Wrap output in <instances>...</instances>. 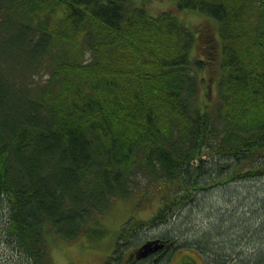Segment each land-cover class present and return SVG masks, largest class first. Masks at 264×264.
<instances>
[{"label":"trees","instance_id":"1","mask_svg":"<svg viewBox=\"0 0 264 264\" xmlns=\"http://www.w3.org/2000/svg\"><path fill=\"white\" fill-rule=\"evenodd\" d=\"M175 1L218 22L215 108L197 104L203 63L177 16L133 0H0V220L29 260L46 255L45 227L106 235L98 216L140 177L172 189L153 222L211 180L264 179V0Z\"/></svg>","mask_w":264,"mask_h":264},{"label":"rangeland","instance_id":"2","mask_svg":"<svg viewBox=\"0 0 264 264\" xmlns=\"http://www.w3.org/2000/svg\"><path fill=\"white\" fill-rule=\"evenodd\" d=\"M133 1L144 5L153 16L163 12L177 16L193 33L190 55L203 63L202 68H195L199 82L196 101L215 108L223 75V41L217 20L196 10H181L175 0ZM240 55L245 63L253 60L248 52ZM207 154L208 160L212 159L214 153ZM225 178L226 175L215 183V179L211 180L207 187L197 190L192 202L181 204L165 221L153 222L151 218L172 189L151 186L148 178L140 177L137 189L129 197H117L109 210L98 216L108 230L106 235L91 240L82 234L66 240L54 227H45L46 255L38 261L29 260L18 245L7 241L1 219L0 264H7V258L12 264H264V179ZM5 205L3 200L1 210ZM7 212L8 209L3 214ZM167 234L172 241L168 252L156 253L164 248ZM159 239L162 247L145 256L138 254L145 243ZM156 245L153 243L150 248Z\"/></svg>","mask_w":264,"mask_h":264},{"label":"water","instance_id":"3","mask_svg":"<svg viewBox=\"0 0 264 264\" xmlns=\"http://www.w3.org/2000/svg\"><path fill=\"white\" fill-rule=\"evenodd\" d=\"M159 240L156 241H148L147 243H145L139 250H138V254H140L141 256H145L148 255L150 252L155 251L157 249H159L160 247H162L161 244L158 243ZM153 243H157L158 245L155 246V248L151 249L150 245H152ZM142 253V254H141ZM135 255V254H134Z\"/></svg>","mask_w":264,"mask_h":264},{"label":"flooded vegetation","instance_id":"4","mask_svg":"<svg viewBox=\"0 0 264 264\" xmlns=\"http://www.w3.org/2000/svg\"><path fill=\"white\" fill-rule=\"evenodd\" d=\"M166 240H167V241H166ZM166 240H165V246H164V248H165V249H168L169 245L172 244V241H171V240H168V239H166ZM159 242H160V239H159ZM156 253H158V254H163V253H161V251H158V252H156ZM150 257H154V255H151ZM150 257H147V258H150Z\"/></svg>","mask_w":264,"mask_h":264}]
</instances>
